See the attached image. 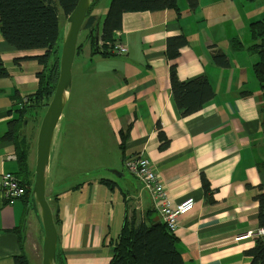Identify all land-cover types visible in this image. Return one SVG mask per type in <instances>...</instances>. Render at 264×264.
Returning <instances> with one entry per match:
<instances>
[{
	"label": "crops",
	"instance_id": "crops-1",
	"mask_svg": "<svg viewBox=\"0 0 264 264\" xmlns=\"http://www.w3.org/2000/svg\"><path fill=\"white\" fill-rule=\"evenodd\" d=\"M176 3L178 11L124 13L120 29L113 34L127 48L121 56L93 54L85 30L84 39L77 40L76 46L81 45L75 51L77 80L87 92L98 90L95 94L103 95L101 112L106 116L112 153L97 172L73 175L70 170L84 159L80 142L85 140L80 128L66 126L73 131L68 136L55 128L54 134L61 139L53 150V168L48 165L45 197L57 221L56 253L62 264H109L126 220L135 216L160 221L149 193L124 167V161L134 156L151 162L171 206L190 196L196 199L174 233L184 264L251 262L245 252L259 238L245 234L259 227L253 198L261 193L264 181V172L258 169V163L264 162V101L252 69L259 55L249 47L261 44L264 49V42L252 39L249 26L264 23V0H198L194 10L185 0ZM105 12V7H95L89 13L95 18L98 37ZM62 15L60 34L67 18ZM173 39H179L181 46L169 60L166 47ZM233 40L242 47L234 49ZM43 52H16L0 36V59L8 73L0 79V177L10 173L21 180L14 144L2 136L9 122L17 119L18 104L38 87L42 67L31 57ZM217 53L227 57L228 67L213 63ZM170 66L181 82L198 76L208 80L213 98L203 109L181 116L170 92ZM157 125L169 141L162 150ZM97 129L94 123L92 135H87L92 140L85 136L89 144L84 146L100 158L106 151H101L103 137ZM119 132L127 134L122 148ZM22 133L30 144L26 127ZM30 153L29 180L31 173L34 179ZM202 176L209 187L206 194ZM42 237L30 197L22 196L9 205L0 189V264H18L19 257L26 264H38Z\"/></svg>",
	"mask_w": 264,
	"mask_h": 264
},
{
	"label": "trees",
	"instance_id": "trees-1",
	"mask_svg": "<svg viewBox=\"0 0 264 264\" xmlns=\"http://www.w3.org/2000/svg\"><path fill=\"white\" fill-rule=\"evenodd\" d=\"M89 7L82 29L87 32L86 39L93 45L95 38V18L89 16L94 3ZM78 0H0V36L3 41L16 52L44 51L41 55L31 57L37 61L42 70L37 74L38 87L28 96L24 102L19 103L17 119L10 121L8 130L3 134L2 140L11 141L16 151L18 175L20 183L26 187L23 196L31 199L32 179L29 180L30 172L27 167V157L30 144L23 132L24 122L30 119L34 121L35 114L44 112L53 95L58 76V64L60 52H56L59 40L58 9L65 17L74 10ZM190 10L197 7L198 0H185ZM176 0H111L104 16L99 41L102 44L111 43L113 34L120 29L121 17L124 13L132 12H156L165 9L178 11ZM249 32L253 40L264 42V23L254 22L249 26ZM234 49H240L241 44L233 40ZM181 46L179 39L169 40L166 47V57L171 60L178 55ZM261 44L249 47L259 55V61L253 65V73L262 90L264 101V49ZM81 45L76 46V53ZM105 45H99L98 52L102 57L110 54ZM22 59H29L24 57ZM213 63L220 67H228L227 57L217 53L212 57ZM8 73L0 59V79L6 78ZM170 92L174 103L182 117L197 113L213 98L210 83L204 76L191 78L181 82L174 66L169 68ZM264 126V123H263ZM157 137L161 141L160 150L165 149L169 143L161 131L156 127ZM120 148L126 141L127 134L119 132ZM264 139V129H263ZM258 169L264 172V162L259 164ZM201 188L204 194L209 187L205 178L201 177ZM261 193L253 199L258 204V226H264V181L259 186ZM32 200V199H31ZM56 227L57 221L53 217ZM143 221L135 216L130 217L123 224L118 240L113 244L112 257L109 264H184L178 249V240L174 234L159 221ZM257 239L254 247L245 252L251 258L250 264H264V241ZM18 264H26L23 257L17 259ZM55 263L62 264L56 253Z\"/></svg>",
	"mask_w": 264,
	"mask_h": 264
},
{
	"label": "water",
	"instance_id": "water-1",
	"mask_svg": "<svg viewBox=\"0 0 264 264\" xmlns=\"http://www.w3.org/2000/svg\"><path fill=\"white\" fill-rule=\"evenodd\" d=\"M94 0H78L74 10L66 18L63 28L58 76L55 89L40 121L35 144L34 179L31 199L38 212L43 230L41 264H56L57 232L50 206L45 197L47 165L57 123L66 104L71 85V67L76 51L77 36L85 21L86 13ZM98 33H95L94 48H99ZM26 127V121L24 122ZM156 224H159L157 222Z\"/></svg>",
	"mask_w": 264,
	"mask_h": 264
},
{
	"label": "rangeland",
	"instance_id": "rangeland-1",
	"mask_svg": "<svg viewBox=\"0 0 264 264\" xmlns=\"http://www.w3.org/2000/svg\"><path fill=\"white\" fill-rule=\"evenodd\" d=\"M110 2L111 0H99L96 3H94L92 7L93 9L95 7L99 9L100 8L104 9L105 7V11L107 12ZM57 15H58L59 24L63 25L64 24L63 15L59 9H58ZM62 34L63 32H61L58 43H57L58 47L56 48V52L58 53L61 52V44H62V36H63ZM84 36H85V31L80 30L77 36L78 43H80L84 39ZM78 61H79V57L75 55L73 59L72 67H71L72 81H71V85L68 91L66 104L63 109L62 115L57 123V128L62 129V134H66V136H68V133H73V131L72 132L68 131L67 128L68 129L74 128V127L80 128L79 130L82 133L81 138L83 137L85 140L84 142L83 141L80 142L81 143L80 152L82 153L85 152L84 159L81 161L79 165L73 166V168L70 170L71 171L70 173H73V175L79 174V173L97 172L100 169V166H102V163L104 162L105 158L112 153V150H109L111 147V141L107 135L109 133V129H108V125H106V116L101 112V108L104 102L103 95L102 93L95 94V92H97L98 90H95L94 93L91 94L92 92L91 93L87 92L84 86L78 83V80H77ZM77 92H81L83 94V96H80L79 99L76 98ZM43 114L44 112L40 111L36 113V117L34 121L26 122V130H27V135L30 138V152H31L30 153L31 155H29V158H28V164L32 171H34V168H35V144H36L37 132H38V127L43 117ZM68 123H70V125H67ZM94 123L99 126V129H97V134L103 137L101 151L102 152L106 151V153L103 154V156H101L100 158H97L96 156L89 153V151L91 150V147L89 148L85 147L89 144L87 143L85 136L92 135L90 129ZM54 136L55 137L52 143V147L50 149L51 150L50 151L51 153L49 156L50 158L48 160V165L50 164L51 168H53V165L55 162L54 151L59 145L58 142L61 139V138L58 139V133H55ZM87 138L92 140V136H89V137L87 136ZM48 165H47V169H48ZM83 165L88 166V167L87 168L81 167ZM52 172H53V169H52ZM37 215H38V212H37ZM42 241H43V237H42ZM42 241H41V244H42ZM38 264H41V260L40 262H38Z\"/></svg>",
	"mask_w": 264,
	"mask_h": 264
},
{
	"label": "built area",
	"instance_id": "built-area-1",
	"mask_svg": "<svg viewBox=\"0 0 264 264\" xmlns=\"http://www.w3.org/2000/svg\"><path fill=\"white\" fill-rule=\"evenodd\" d=\"M100 45H105L111 54L119 56L127 50L126 46L117 37H114L111 43H100ZM124 167L131 176L141 181L144 189L150 195L152 208L158 215L160 222L164 224L170 233L174 234L178 228L179 219L192 211L196 199L190 196L179 204L171 206L156 170L146 158L141 156L130 157L124 161ZM0 189L5 202L9 205L21 198L26 192V187L10 173L1 175ZM245 235L264 239V226L249 231Z\"/></svg>",
	"mask_w": 264,
	"mask_h": 264
}]
</instances>
